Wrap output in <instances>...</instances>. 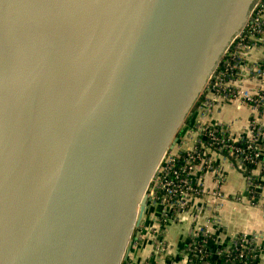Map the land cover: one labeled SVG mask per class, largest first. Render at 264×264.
Masks as SVG:
<instances>
[{
  "label": "water",
  "instance_id": "95a60500",
  "mask_svg": "<svg viewBox=\"0 0 264 264\" xmlns=\"http://www.w3.org/2000/svg\"><path fill=\"white\" fill-rule=\"evenodd\" d=\"M257 2L0 0V264L128 259L156 168Z\"/></svg>",
  "mask_w": 264,
  "mask_h": 264
},
{
  "label": "crops",
  "instance_id": "0c3cea01",
  "mask_svg": "<svg viewBox=\"0 0 264 264\" xmlns=\"http://www.w3.org/2000/svg\"><path fill=\"white\" fill-rule=\"evenodd\" d=\"M262 18L264 20V12ZM258 36L245 39L248 47L240 50L237 69L231 74L233 78L227 79L226 85L235 90L236 96L233 99H223L209 84L201 91L195 106L188 114L191 126L201 123L216 124L236 138L246 135L253 118L257 119L258 125L264 127V100L258 109L246 102V98L253 94L264 95V31ZM233 46L229 45L224 56H227L228 52H233ZM258 70L261 72L260 75L257 74ZM191 126L184 125L181 128L178 138V146L181 149L191 148L199 143L200 136ZM210 156L214 165L226 178L222 186L226 199L218 200L211 197L210 192L216 189L218 177L215 173L196 166L191 173V179L195 184H200L203 194L194 198L185 213L164 218V224L160 222L162 217L158 208L149 210L144 220L146 236L131 251L134 264H143L147 260L152 264L156 261V264L164 263L163 259L151 256L148 249L149 237L146 232L154 220L159 221L161 236L171 247L170 256H173L168 258L167 264H187L186 256L181 252L197 225H204L212 236L213 241H210L208 246L211 252L218 250L219 246L224 245L235 235L244 233L256 236L260 246L258 264H264V178L257 168L253 170L252 176H258L256 179L261 182V188L255 204H250L245 196L247 183L242 173L219 152H212Z\"/></svg>",
  "mask_w": 264,
  "mask_h": 264
},
{
  "label": "built area",
  "instance_id": "2783aa9c",
  "mask_svg": "<svg viewBox=\"0 0 264 264\" xmlns=\"http://www.w3.org/2000/svg\"><path fill=\"white\" fill-rule=\"evenodd\" d=\"M263 12L264 0H258L243 29L230 43L234 45L233 52H228L227 54L231 57L233 63L226 61L223 65V70L217 72L219 62L211 76L209 86L220 94L223 99H233L236 96L235 90L226 85L228 81L225 78L226 76L230 78L234 70L237 69L240 50L248 47L245 39L251 36L259 37L258 35L264 31ZM257 74L260 75L261 72L258 70ZM263 100L264 95L261 93H256L246 98V102L253 105L255 109H258ZM190 124L184 123V125L188 126H191ZM191 127L200 136L198 145L181 149L177 140L175 147L164 154L150 181L151 189L149 195L152 199L150 208H158L160 210V216L162 217L160 222L162 224H164L163 219L168 218L170 215L176 216L185 213L190 208L194 198L203 194L200 184H195L191 179V173L196 166L213 172L218 177L216 189L210 192L211 197L218 200L226 199V194L222 191L226 178L211 160L210 155L212 152H219L224 156L225 160L229 161L234 168L242 173L247 183L245 196L250 204H255L254 202L257 199L256 192L258 193L261 188L259 179L257 180L258 182H254L252 176L244 174V162L252 161L253 158L259 157L264 152V127L257 124L256 118L251 119L246 135L240 138L231 136L226 129L216 124L206 125L201 123L199 125L193 124ZM243 141H245L246 146L236 144L243 143ZM180 152H183L184 155L182 156ZM257 169L262 174L264 172V164L258 162ZM261 176L264 178V175ZM256 177L258 178V176ZM218 204H221L220 201ZM160 226L157 220H154V223L149 226L148 232H146L147 237H149L148 249L151 256L156 259H163V264H167L168 258L173 255L170 256L171 247L161 236ZM144 228L145 224L133 232L131 237L132 249L146 236ZM137 231L138 234L136 233ZM210 241H213V238L206 227L197 225L192 236L186 241L183 252H181L182 255L186 256L187 264H213L209 260L211 257V251L208 247ZM259 250L260 246L256 236L241 233L230 238L224 245L219 246V249L213 254L223 264H258ZM156 263L157 261L154 264ZM121 264H134L131 252L128 259L122 261ZM143 264L152 263L147 260Z\"/></svg>",
  "mask_w": 264,
  "mask_h": 264
},
{
  "label": "trees",
  "instance_id": "16d2710c",
  "mask_svg": "<svg viewBox=\"0 0 264 264\" xmlns=\"http://www.w3.org/2000/svg\"><path fill=\"white\" fill-rule=\"evenodd\" d=\"M226 61H229V62H232V63H233V60L231 59L230 56H228V55H227V56H224V57L221 59V61H220L219 67H218V69H217V72H219L220 70H223V65H224V63H225ZM234 72H235V70H234ZM228 77H229V76H226V78H225L226 81H227V79H229ZM231 78H233V77H231ZM185 123H191V119H190V118L188 119V117H187L186 120H185ZM262 143H263V142H262ZM236 144H237V145H241V146H246L245 141H243V143H236ZM263 146H264V143H263ZM180 154H181L182 156L184 155L183 152H180ZM258 162H261L262 164H264V152H262V154H260L259 157H257V158H253L252 161H245V162H244V167H245V172H244V174H245L246 176H252V171H253L254 169L257 168V163H258ZM261 175H264V172H262ZM252 177H253V176H252ZM253 178H254V182H258V181H257L258 179H256L255 176H254ZM256 194H257V192H256ZM256 194H255V195H256ZM210 255H211V257L209 258V260H210L213 264H218L219 262H221V260H220L219 258H215L213 252H211ZM254 262H255V260H254ZM256 262H257V259H256Z\"/></svg>",
  "mask_w": 264,
  "mask_h": 264
},
{
  "label": "rangeland",
  "instance_id": "374dc122",
  "mask_svg": "<svg viewBox=\"0 0 264 264\" xmlns=\"http://www.w3.org/2000/svg\"><path fill=\"white\" fill-rule=\"evenodd\" d=\"M223 55H224V54H223ZM223 55H222V57H223ZM210 81H211V78H209V79L207 80L206 84L204 85V88L210 84ZM204 88H203V89H204ZM195 102H196V101H195ZM193 106H195V103L192 105V107H191V109L189 110V112H191V110L193 109ZM189 112H188V114H189ZM188 114H187L186 118L188 117ZM183 126H184V125H183ZM150 210H151V208H150Z\"/></svg>",
  "mask_w": 264,
  "mask_h": 264
},
{
  "label": "flooded vegetation",
  "instance_id": "af4514ba",
  "mask_svg": "<svg viewBox=\"0 0 264 264\" xmlns=\"http://www.w3.org/2000/svg\"><path fill=\"white\" fill-rule=\"evenodd\" d=\"M148 213H149V211H148ZM147 216V215H146ZM146 216L144 217V219L143 220H145L146 219Z\"/></svg>",
  "mask_w": 264,
  "mask_h": 264
}]
</instances>
